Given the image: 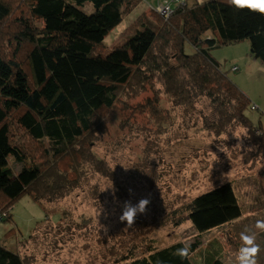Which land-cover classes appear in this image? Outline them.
Here are the masks:
<instances>
[{
	"label": "trees",
	"instance_id": "1",
	"mask_svg": "<svg viewBox=\"0 0 264 264\" xmlns=\"http://www.w3.org/2000/svg\"><path fill=\"white\" fill-rule=\"evenodd\" d=\"M86 2L93 4L91 13L80 8ZM142 2L0 0V214L6 213L0 222L12 218L15 202L27 194L47 214L42 201H56L77 188L83 162L112 179L110 165L96 154L89 136L100 127L98 113L115 108L125 94L133 98L145 91L147 83L153 84L154 95L145 103L161 121L204 102L196 126L216 135L242 126L250 142L260 145L248 151L247 159L264 156V130L247 115L250 98L211 53L220 44L249 40L252 56L264 64V14L227 0H187L168 18L150 9L148 23L104 53L109 32ZM187 43L196 51L186 53ZM39 153L40 161L34 160ZM12 159L23 164L20 171ZM188 211L199 235L239 221L221 236L238 254L241 233L253 234L255 228L252 217L242 218L231 183L195 197ZM258 220H264V210ZM255 242L260 247L257 264H264V239ZM188 245L185 259L174 254L183 246L178 241L133 257L130 264H196L191 255L201 244ZM209 247L204 264H221L216 255L222 244L214 239ZM31 260L0 238V264Z\"/></svg>",
	"mask_w": 264,
	"mask_h": 264
},
{
	"label": "rangeland",
	"instance_id": "2",
	"mask_svg": "<svg viewBox=\"0 0 264 264\" xmlns=\"http://www.w3.org/2000/svg\"><path fill=\"white\" fill-rule=\"evenodd\" d=\"M142 1L139 9H151L149 3L156 6L165 0ZM80 8L94 11L90 2ZM136 10L122 26L109 32L104 53L152 18L149 12L137 18L140 13ZM195 51L193 45L186 44V53ZM211 53L248 95L253 108L247 115L264 130V64L252 56L250 41L220 44ZM152 86L147 83L146 90L133 98L125 94L115 108L98 113L100 127L89 138L96 154L110 165L112 179L94 172L90 162H83L77 188L56 201H42L47 214L29 194L23 195L11 210L12 218L0 222L2 242L27 261L32 257V264H130L133 257L147 255L153 248L197 241L201 246L191 257L196 264H204L209 243L217 239L223 246L216 255L221 264H238V253L228 249L221 236L239 221L199 235L189 220L190 202L225 183L236 190L242 218H253L258 242L264 239V231L256 228L264 210V156L247 159L248 151L260 145L250 142L242 126L221 135L196 126L204 102L183 108L171 121H161L145 103L154 95ZM181 112L187 117L185 123ZM40 157L41 153L34 160L40 161ZM11 163L17 171L23 165L13 159ZM144 196L152 200L149 212L138 215L131 227L121 223L123 202L135 203Z\"/></svg>",
	"mask_w": 264,
	"mask_h": 264
},
{
	"label": "clouds",
	"instance_id": "3",
	"mask_svg": "<svg viewBox=\"0 0 264 264\" xmlns=\"http://www.w3.org/2000/svg\"><path fill=\"white\" fill-rule=\"evenodd\" d=\"M227 2L238 8H247L250 11L264 14V0H227ZM127 170L125 168V171ZM129 191L131 192L132 190L130 189ZM151 203L150 196L141 197L135 203L131 200L124 201L119 221L121 223L126 222V226L131 227L138 215H146L149 212ZM256 228L264 231V220H257ZM255 240V234H249L247 229L241 233L242 246L239 249L237 257L238 264H257L256 257L260 251V247ZM174 254L181 259L187 258L189 255V245L183 242V246L177 248Z\"/></svg>",
	"mask_w": 264,
	"mask_h": 264
},
{
	"label": "built area",
	"instance_id": "4",
	"mask_svg": "<svg viewBox=\"0 0 264 264\" xmlns=\"http://www.w3.org/2000/svg\"><path fill=\"white\" fill-rule=\"evenodd\" d=\"M187 0H165L162 3H159L155 10L160 13L165 18H168L173 13V10L178 5L186 4ZM175 6V7H174ZM237 68V67H234ZM6 216V213L0 214V220Z\"/></svg>",
	"mask_w": 264,
	"mask_h": 264
},
{
	"label": "crops",
	"instance_id": "5",
	"mask_svg": "<svg viewBox=\"0 0 264 264\" xmlns=\"http://www.w3.org/2000/svg\"><path fill=\"white\" fill-rule=\"evenodd\" d=\"M200 1V0H199ZM201 1H205V0H201ZM142 4H143V2H142ZM142 4L137 8V12L138 13H140L139 15H138V17L137 18H139L144 12H148L150 9H148V8H145V9H139L141 6H142ZM150 5H151V9H153L154 7L156 8L157 6H158V4L156 5V6H152V4L151 3H149ZM148 7V6H147ZM127 28V27H126Z\"/></svg>",
	"mask_w": 264,
	"mask_h": 264
}]
</instances>
